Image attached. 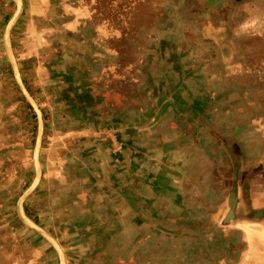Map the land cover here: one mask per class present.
Instances as JSON below:
<instances>
[{
  "label": "rangeland",
  "instance_id": "374dc122",
  "mask_svg": "<svg viewBox=\"0 0 264 264\" xmlns=\"http://www.w3.org/2000/svg\"><path fill=\"white\" fill-rule=\"evenodd\" d=\"M179 51L188 52V61L214 62L208 73L223 75L214 88L227 93L214 102V111L231 100L236 116L198 119L185 128L188 134L166 129V118L151 134L143 131L146 141L175 140L173 156L188 159L179 176L186 183L184 206L146 203L138 221L126 208V224L135 229L85 231L82 239L92 244L84 256L74 250L78 259L86 257L74 264H264V219H242L251 209L246 196L251 176L264 187V165L254 164L264 147V0H0V264L21 263L24 253L11 263L12 243L6 244L8 237H22L14 229L24 225L54 249L60 264H68L63 242L75 231L56 236L36 225L26 216V203L53 166L81 168L86 178L80 163L91 158L86 154L91 141L72 131L95 120L100 124L101 117L107 124L125 115L128 128L143 124L147 119L141 115L157 98L150 93L157 81L150 77L158 67L151 65L178 62ZM198 128L209 130L196 134ZM193 136L209 147L229 146L234 163H212L207 159L217 152L212 149L194 157ZM236 168L237 218L225 223ZM105 184L111 191H131L134 183L126 173L122 185ZM69 186L64 193L85 187L81 180ZM140 192L141 199L150 194L147 181H141ZM253 198L258 210L264 195L257 191ZM64 207L79 208L71 201ZM155 208L162 212L153 215ZM127 237L134 239L132 246L121 243ZM111 239L114 244L106 246Z\"/></svg>",
  "mask_w": 264,
  "mask_h": 264
},
{
  "label": "crops",
  "instance_id": "0c3cea01",
  "mask_svg": "<svg viewBox=\"0 0 264 264\" xmlns=\"http://www.w3.org/2000/svg\"><path fill=\"white\" fill-rule=\"evenodd\" d=\"M178 53V55L167 53L168 58L172 54L181 57L178 62H169L166 59L161 64L151 65L158 67L155 69L156 71L152 72V75L155 72L157 76L150 77V80L155 79L157 81L150 84L156 86L150 93L151 95H153L152 93L157 94V98H155L154 107L141 115L148 122L145 121L143 124L138 122L136 126L134 125L135 127L128 128L124 121L125 115L117 118L112 117L113 121H109L107 124H104V122H108L109 119L100 116V124L97 123L98 120H95L96 123L92 121L91 125L86 126L83 131L82 127L72 131L75 134L85 133L89 135L88 138L91 141L86 152L91 158L88 157L85 163H80L83 166L86 178L80 175L81 168L79 170L74 169L73 172L67 171L64 166L61 168L53 166L50 174L46 172L42 174L43 178L36 193L26 203L27 215L24 213L36 225L47 229L56 236L61 234V232H58L64 229L75 231V235L71 234L68 241L63 242L68 247V264H74L76 261L82 262L86 259V257L78 259L74 253V250L77 249L84 256L88 247L91 246L92 242L82 239L85 238L83 236L87 235L85 231H107L109 229L129 231L135 229L131 224H126L128 221L126 208L127 210L132 209L133 221H138V216L144 213L142 207L146 203L150 207L161 204L160 206L164 205L175 209L184 206L183 198L186 195L184 191L186 183L181 182L179 179L180 174H183L181 168L185 164L183 163L184 155L180 157L173 156L171 150L174 149L175 140L168 141L161 138V141L156 142L152 136L151 141H146L141 137L143 131L151 134L153 128L159 126L164 118L166 120L163 121L167 122L166 129L182 134V131L186 127L188 128L189 124L196 125L198 119L204 117L229 119L234 115L236 116V112L230 111L231 100L226 101L230 105L224 107V109L220 108L218 112L214 111V102H219V97H226L227 95L225 89L222 91L214 88V83L221 82L223 75L216 78L213 73H208L213 69L214 62H199L194 59L188 61L186 59L189 55L188 52L179 51ZM184 58L186 61H183ZM218 65L225 67V64L221 62H218ZM206 110H208V113H205ZM189 119H192V121L189 122ZM205 130L209 129L198 128L196 134L199 131L203 133ZM184 133L188 134L187 130ZM197 137L193 136L192 140H195L189 142L193 146L192 148L197 151L196 154H193L194 157L200 156L199 153L202 151V155H204V151L212 149L217 151L211 153V157L209 152L207 153L209 156L207 159H211L212 163L216 161V165H219V167L221 163L222 165L234 163L229 146L214 143L213 147H209L202 141L203 137H198L200 141L197 140ZM172 144L174 146L170 149ZM222 149H227L225 155L223 153L221 155L220 150ZM190 155L188 154L187 157L191 158L192 155ZM185 160L188 162L187 158ZM254 161L256 162L254 164L264 165V147ZM111 167L115 169L109 173L108 168ZM126 173L127 176L130 175L131 181L134 183L131 191L124 187L117 191H111L108 185L105 184V182H114L115 186L122 185L126 181ZM206 173H208V170H206ZM213 175L220 179V172L215 171ZM256 177L255 175L251 176L249 180L250 187L247 191L251 201L248 203L251 205L250 212H261L262 215L258 219H255L251 214H247L242 218L252 222L264 219V202L258 210L253 209V197L257 191L264 195V187L260 188L258 186ZM218 179L214 178V180ZM80 180L82 186L85 185L83 190L80 187L74 192L64 193L67 185H70V189H73L72 186H75ZM141 181H147L150 189V194L148 196L144 195L143 199H141L140 192ZM103 182L104 186H101L100 184H103ZM113 197L120 198L119 203L117 201L115 203L110 202L109 199ZM68 201L73 202L79 208L77 210L72 209L70 212V208L64 207ZM109 212L115 215V217L113 215L110 217L112 220L107 219L110 216ZM158 212H162V210L157 211V208H155L153 215ZM62 213H66L67 218H63ZM24 226H16V230L14 229V233H19L22 237L7 238L6 245L10 247L8 245L10 240L13 247L10 255L14 257L11 263L18 262V253L21 252L24 255L20 260L21 263L17 264H60V257L54 253V249L46 246L44 241L40 239L41 237L34 235ZM25 235L27 236L25 237ZM243 236L247 242L244 232ZM121 240H124L121 243L127 246H132L135 243L134 239H129V237L126 239L121 238ZM114 242L115 240L111 239V242L105 245L109 246ZM26 245L28 246L27 249ZM18 246L20 247L14 249Z\"/></svg>",
  "mask_w": 264,
  "mask_h": 264
},
{
  "label": "water",
  "instance_id": "95a60500",
  "mask_svg": "<svg viewBox=\"0 0 264 264\" xmlns=\"http://www.w3.org/2000/svg\"><path fill=\"white\" fill-rule=\"evenodd\" d=\"M238 168L235 169V173H234V185H233V189L230 192V196H229V207L230 210L227 214L225 223H228L230 220L232 219H236L237 218V214H236V208L238 206V202H239V198L237 195V184H238ZM246 196H248V191L246 190ZM249 214H251L255 219H258L262 214L261 212H249Z\"/></svg>",
  "mask_w": 264,
  "mask_h": 264
}]
</instances>
